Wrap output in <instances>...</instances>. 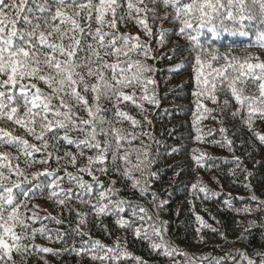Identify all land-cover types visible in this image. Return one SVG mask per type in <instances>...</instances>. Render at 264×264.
Masks as SVG:
<instances>
[{"label":"snow or ice","instance_id":"6c2138e0","mask_svg":"<svg viewBox=\"0 0 264 264\" xmlns=\"http://www.w3.org/2000/svg\"><path fill=\"white\" fill-rule=\"evenodd\" d=\"M150 3L153 7L145 0H0V120L19 126L38 142L30 143L28 139L0 128V147L7 145L16 152L15 155L0 152V264H16L13 252L23 259L29 245L22 241L35 238L36 230L28 232L27 219H35L36 213L31 218L24 217L21 207L26 205L17 197L28 198L47 191L48 199L63 205L74 194L72 188L62 187L65 181L83 191L87 198L81 199L79 195L77 198L82 204L89 205L98 218L113 216L119 228L132 231L137 239L150 241L152 250L160 249L169 257L174 253L183 255L185 264H202L209 260L207 256L189 257L172 246L164 239L167 229L165 222L159 220L158 212L153 216L142 205L119 198L116 181H110L105 187L100 179L101 175H108L111 154L113 166L117 161L125 165L122 172L119 167L114 170L133 180L132 188L142 196L148 191L147 181L141 186V181L131 175L133 170L143 175V161L137 156L138 163L129 169L126 165L130 163V154H121L122 142L130 143L129 136L136 137L115 124L125 120L133 126L139 124L121 109L123 102H131L141 114L146 110L138 100L158 106L155 94L150 95L148 88L155 81L147 73L155 69L145 62L154 58L153 50L139 35L121 33L119 26L133 21L151 40L153 29L149 26L148 14L152 13L153 21L170 18L169 22L177 25L174 34L188 42L195 61L196 91L193 96L199 115L193 124L207 118L203 114L212 111L202 104V99L219 103L217 92L227 89L240 105L237 112L247 109L251 129L255 114L264 119V60L252 53L242 58L233 54L232 49L243 37H254L245 47L264 49V0H150ZM158 6L171 8L172 12H165L160 17L156 11ZM165 34L163 27L156 33L160 47L164 46ZM221 48L226 51L221 52ZM133 54L143 59H133ZM167 58L171 59V56ZM248 85L254 86L258 94H245ZM125 89H132L131 94ZM137 89L141 93L139 97ZM102 101L112 103V119L105 115L108 110L103 108ZM81 111L87 118L80 115ZM257 135L264 142V135ZM197 139H201L200 135ZM227 143L231 145V141ZM61 144L74 147L76 152L64 150L60 155ZM88 151L94 154L86 155ZM34 153L45 155L36 160ZM144 155L147 156L146 149ZM204 155L201 153L193 159L200 164ZM21 156L25 168L21 167ZM78 159H86L87 163L78 167ZM52 160L57 167L26 174V168L36 163L49 164ZM65 160L67 165L77 169V173L90 176L91 182L83 175L69 172L66 165H61ZM61 171L63 175H60ZM13 175L15 180L11 179ZM14 189L19 192L14 193ZM199 191L207 193L204 187ZM252 200L257 197L252 196ZM161 206L157 205V208ZM254 210L264 212V201H258L256 209L246 208L244 212L251 214ZM125 212L131 219L125 218ZM196 219L201 228L210 227L201 217ZM80 222L84 223V220ZM257 225V221H249L245 233H250ZM259 227L264 228V217ZM200 230L197 228V233ZM39 231L44 233V229ZM245 233L237 239L246 240ZM152 237L159 238L160 243L152 241ZM83 243L87 247L81 248L80 252L89 253L93 261L101 264H120L122 259L132 256L127 251L126 240L125 247H120L119 237L115 246L105 245L90 236ZM40 250L52 252L49 248ZM235 252L239 261L230 253L226 257H213L209 264L212 261L223 264L229 259L232 264H264V251L254 252L251 256L239 249ZM132 258L136 264H145L139 257Z\"/></svg>","mask_w":264,"mask_h":264},{"label":"trees","instance_id":"16d2710c","mask_svg":"<svg viewBox=\"0 0 264 264\" xmlns=\"http://www.w3.org/2000/svg\"><path fill=\"white\" fill-rule=\"evenodd\" d=\"M145 3L153 7L150 0H145ZM156 11L163 17L165 12L171 13L172 9L158 6ZM169 20L153 21L152 13L148 14V23L153 29L151 40L133 21L119 26L121 33L139 35L141 41L150 43L153 50L154 58H149L145 62L155 69L154 72L147 73L155 81L154 84L148 85V88L150 95L155 94L158 106L138 100L146 110L141 114L134 104L123 102L120 105L121 109L139 121V124L133 126L127 120L115 124V127L127 129L136 137L132 139L129 136L130 143L122 142L121 154L124 152L130 154V163L126 165L129 169L138 163L137 156L143 161L141 164L144 168L143 175L135 170L131 175L141 181V186L147 181V194L142 196L138 190L132 188L133 180L121 175L125 165L122 161H117V165L113 166L110 163L111 154L108 175H101L100 179L105 187L110 181H116L115 188L120 190L119 198L142 205L153 216L158 212L159 220L165 222L167 229L164 239L181 252L187 253L189 257L207 256L209 260L202 261V264H209L213 257H226L231 253L239 261V256L235 252L237 249L246 251L250 256L254 252L264 251L262 234L264 228L259 227L264 212L255 210L251 214L244 212L246 208L256 209L258 201H264V142H261L257 135H264V119L255 114L250 129L247 109L237 112L240 105L236 103L230 91L225 89L217 92L219 103L214 104L210 100L202 99V104L212 111L203 114L207 118L200 119L196 125L193 124L194 118L199 115L196 98L193 96V92L196 91L195 61L188 42L174 34L173 29L177 25L170 23ZM160 27L166 30L163 47L159 46L156 37ZM251 39L254 37L239 38L232 49L233 54L243 58L252 53L264 60V49L245 47ZM224 51L226 49L221 48V52ZM169 56L171 59L167 58ZM132 58L143 59L142 56L134 54ZM176 66H179V70H176ZM39 86L44 87L43 84ZM125 92L131 94L132 89H125ZM245 94L257 95L258 92L254 86L248 85ZM139 95L141 93L137 89V97ZM224 101H228V104L225 105ZM102 105L108 110L105 115L112 119L114 111L112 103L102 101ZM80 115L87 118L83 111ZM0 128L12 132L13 135L22 136L30 143H38L28 136L24 129L10 121L0 120ZM197 135H200V140L197 139ZM228 141H231V145L227 143ZM60 147V155H63L64 150L76 152L72 146L61 144ZM0 152L16 154L15 149L7 145L0 147ZM201 153L206 155L201 157V163L198 164L193 157L201 156ZM93 154L90 151L86 152V155ZM44 155L34 153V158L40 160ZM15 162L14 160L13 163ZM86 163V159L77 160L78 167ZM20 164L22 168L26 167L22 156ZM61 165H66L69 172L83 175L86 181L91 182L90 176L77 173V169L67 165L66 160L61 161ZM46 167L55 168L57 164L55 160L49 164L36 163L33 167L26 168V174L42 171ZM114 167H119L121 172L115 171ZM60 175H63V171ZM11 179L15 180L16 177L13 175ZM193 185H196L195 189ZM62 187L72 188L74 193L63 205L55 199H48L47 191L43 195L37 192L28 198L17 197L18 201H23L26 205L21 207L24 217L31 218L33 213H36L35 219H27L30 226L28 232L36 230V234L34 240L22 241L29 245V251L23 259L13 252L16 264H101L100 261H93L89 253L80 252L81 248L87 247L83 241L88 240L89 236L108 246H115V241L119 237L121 248L125 247L126 240L127 251L132 256L122 259L120 264H136L132 257L141 258L145 264H185V256L176 253L170 257L165 256L160 249L152 250L150 241L137 239L132 231L119 228L113 216L105 215L98 218L89 205L82 204L77 198V195L81 199L87 197L74 184L65 181ZM201 187L206 188L207 193L200 192ZM18 192V189H14V193ZM153 194L156 197L155 201ZM252 196L257 197V200H252ZM157 205L162 206L157 208ZM124 216L131 219L127 212ZM197 216L210 227L201 228ZM81 219L84 223L80 222ZM249 221H257L258 225L253 227L250 233H245ZM197 228L201 229L199 233L196 231ZM40 229H44L43 234ZM16 231L19 232L20 229L17 228ZM242 233L247 236L244 241L237 239ZM152 241L160 243L157 237H152ZM43 248L52 249V252H43L40 250ZM212 264L215 262L212 261ZM223 264H232V260H226Z\"/></svg>","mask_w":264,"mask_h":264}]
</instances>
